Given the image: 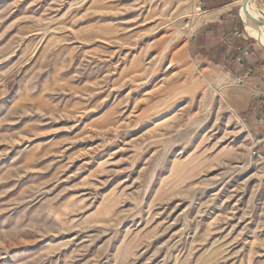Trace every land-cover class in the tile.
<instances>
[{"label": "rangeland", "instance_id": "374dc122", "mask_svg": "<svg viewBox=\"0 0 264 264\" xmlns=\"http://www.w3.org/2000/svg\"><path fill=\"white\" fill-rule=\"evenodd\" d=\"M200 9L0 0V264H264L261 133L186 53Z\"/></svg>", "mask_w": 264, "mask_h": 264}, {"label": "crops", "instance_id": "0c3cea01", "mask_svg": "<svg viewBox=\"0 0 264 264\" xmlns=\"http://www.w3.org/2000/svg\"><path fill=\"white\" fill-rule=\"evenodd\" d=\"M260 1L264 5V0ZM244 3L246 0H200L198 26L186 53L196 64L213 73L223 86L239 85L227 90L230 102L249 123L258 125L264 145V119L260 116L264 117L258 106L263 103L261 95H264V48L247 34L242 16ZM259 21L264 23V16ZM260 156L264 163V146Z\"/></svg>", "mask_w": 264, "mask_h": 264}, {"label": "bare ground", "instance_id": "6f19581e", "mask_svg": "<svg viewBox=\"0 0 264 264\" xmlns=\"http://www.w3.org/2000/svg\"><path fill=\"white\" fill-rule=\"evenodd\" d=\"M243 5L242 16L246 21L247 34L264 44V23L259 21L264 16V7L260 8L255 0H248Z\"/></svg>", "mask_w": 264, "mask_h": 264}, {"label": "water", "instance_id": "95a60500", "mask_svg": "<svg viewBox=\"0 0 264 264\" xmlns=\"http://www.w3.org/2000/svg\"><path fill=\"white\" fill-rule=\"evenodd\" d=\"M246 1H248V0H246ZM239 17H240V10H239ZM240 19H241V17H240ZM242 25H243V27L245 28L244 23H242Z\"/></svg>", "mask_w": 264, "mask_h": 264}]
</instances>
